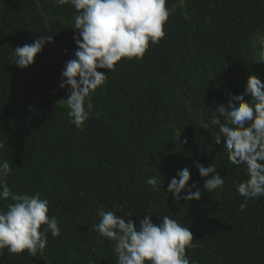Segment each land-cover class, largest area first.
<instances>
[{
	"label": "trees",
	"instance_id": "1",
	"mask_svg": "<svg viewBox=\"0 0 264 264\" xmlns=\"http://www.w3.org/2000/svg\"><path fill=\"white\" fill-rule=\"evenodd\" d=\"M166 7L174 12L160 43H149L142 59L122 58L114 71L97 69L107 81L78 129L67 116V88L59 87L77 48L78 13L55 0H0V161L11 166L12 192L48 199L61 231L46 233L36 257L5 249L0 264H117L115 242L93 230L98 208L134 223L167 215L188 227L191 264H264V196L240 210L245 198L236 186L248 178L246 166L229 162L212 123L229 92H244L249 74L264 81V0H167ZM45 35L53 42L18 68L14 49ZM196 161L215 165L222 189L203 190L207 177ZM184 167L201 197L174 202L167 185ZM9 203L0 200V210Z\"/></svg>",
	"mask_w": 264,
	"mask_h": 264
},
{
	"label": "clouds",
	"instance_id": "2",
	"mask_svg": "<svg viewBox=\"0 0 264 264\" xmlns=\"http://www.w3.org/2000/svg\"><path fill=\"white\" fill-rule=\"evenodd\" d=\"M59 5L70 4L78 13L72 29L77 45L74 58L65 62L59 87L67 88L66 104L69 122L83 129L92 110V95L107 81V74L97 69L114 71L122 58L139 60L144 57L149 43L158 44L165 36L164 25L174 8L166 7L167 0H55ZM183 3V0H179ZM52 36H40L31 44L14 49L12 62L18 68L34 63ZM264 47V41L261 42ZM67 51V50H65ZM229 103L216 108L219 113L212 123L219 125L215 142L223 138V148L233 165H245L247 179L238 183L237 193L245 198L240 210L247 206L250 198L264 196V81L249 74L244 92L232 95ZM245 95L249 99H245ZM220 117H224L222 123ZM202 128H208L204 125ZM186 142V141H185ZM2 147V145H0ZM204 180L203 190L213 192L222 189L224 179L214 164L205 167L194 162ZM7 160L0 161V200L11 199L6 210H0V255L4 250L13 255L27 251L36 257L48 243L46 233L52 237L61 235L58 222L50 217L49 200L39 193L15 194L7 185L6 177L11 173ZM211 174V175H210ZM190 169L178 170L167 185L174 202L181 199L199 200L201 189L195 181L189 184ZM146 184L158 190V179L149 177ZM196 188V191H192ZM183 191V195H182ZM100 217L93 225L101 242H115L114 254L117 264H191L186 249L193 246V234L188 227L164 215L159 223H153L151 215L145 214L138 223L125 220L113 211L97 209ZM131 214H129L130 216ZM42 226L43 229H42Z\"/></svg>",
	"mask_w": 264,
	"mask_h": 264
}]
</instances>
